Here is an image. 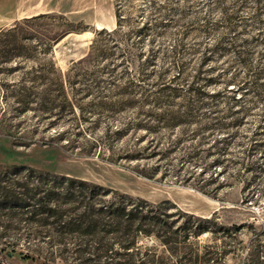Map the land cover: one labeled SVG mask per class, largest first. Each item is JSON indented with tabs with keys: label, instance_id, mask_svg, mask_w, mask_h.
I'll use <instances>...</instances> for the list:
<instances>
[{
	"label": "rangeland",
	"instance_id": "1",
	"mask_svg": "<svg viewBox=\"0 0 264 264\" xmlns=\"http://www.w3.org/2000/svg\"><path fill=\"white\" fill-rule=\"evenodd\" d=\"M241 1L0 0V187L33 203L53 199L37 191L69 179L91 182L101 186L99 201L109 197L103 195L108 189L160 207L165 220L156 228L167 233L159 237H188L174 231L198 221L189 222L180 210L210 219L209 231L196 241L200 255L211 258L208 264H264V129L258 128L264 102L223 92L233 76L264 75V2ZM117 5L127 21L110 43L115 55L74 67L91 50L96 31L117 27ZM237 8L230 22L224 10ZM39 14L62 15L76 31L50 46L47 41L45 54L44 35L63 19L23 22ZM145 24L149 29L134 33ZM72 67L87 74L71 83ZM60 77L70 99H76L71 85L82 89L77 97L85 113L79 107L76 114L39 109L59 99ZM190 85L222 93L207 98L215 106L175 117L171 113L186 109L183 96L171 94L189 95ZM88 89L93 96H86ZM149 96H160L156 105L143 102ZM102 100L109 104H97ZM164 113L186 122L163 127L158 118ZM147 119L151 132L136 127ZM216 120L225 129H215ZM253 131L258 134L251 143ZM75 206L62 208L70 216ZM30 211L0 203V264H92L103 254L102 242L84 252L76 243L87 238L62 233L56 217ZM156 237L141 236L137 244L156 255L154 264L187 263L190 246L173 242L168 248ZM113 247L110 253L122 251L118 243Z\"/></svg>",
	"mask_w": 264,
	"mask_h": 264
},
{
	"label": "trees",
	"instance_id": "2",
	"mask_svg": "<svg viewBox=\"0 0 264 264\" xmlns=\"http://www.w3.org/2000/svg\"><path fill=\"white\" fill-rule=\"evenodd\" d=\"M248 2H253L258 7L259 5H262L264 0H242L241 5L247 6ZM156 10L159 11L160 9L156 8ZM224 13L227 17V20H230L231 22V20H236V17L238 16V8L233 9L232 11H230V9H225ZM257 14L258 12H256V15ZM52 17L54 19H63V21L57 24V29L53 31L51 35H44V40L47 43H44L46 46L44 48L45 54L47 53L48 49L47 41H49L50 46L52 42L59 41L69 33L76 31V29L73 28L69 22H64V19L66 18L62 15L39 14L30 18H25L23 21L24 23H31L37 20H44ZM116 17L117 27L113 30L102 29L96 31V36L91 44V50L86 56L77 61L74 64V67L86 63L90 64L96 61L99 62L100 58H108L115 55V52L111 50L110 43L116 42L120 38L123 23L127 21L125 16L122 14V9L119 5H117L116 8ZM144 26L145 27H140V29L135 30L134 33H141L142 31L149 29L148 25L145 24ZM16 27H14V29H8L2 34V36L16 31ZM17 39V36L14 35L13 41L16 42ZM8 41L10 42V40ZM73 70L74 68L72 67L66 78L71 81V83L78 82L77 78L87 74L86 71L82 72L80 69H76L74 70L73 75L71 74ZM110 72H112V70ZM263 78L264 75H246L243 79H238L236 76H233L228 79V81H226L223 92L227 93L231 91H240L241 95L237 98L238 100L248 93L252 94L253 98L257 97L264 102ZM58 85L59 87H57L55 91L57 92L56 96L59 99L57 101L55 100L54 102L47 101V103L42 104V107L39 109L43 111L70 108L76 114V107H79L83 113H85L82 103L79 104V100L82 98L78 99L77 97L82 89L78 90L73 85H71L72 93L74 92V95H76V99L74 100L69 98L68 89L65 86L64 79L62 77L59 78ZM85 92L86 96L93 94L89 93V89ZM187 92L189 95L171 94L172 97L183 96V106L186 109L184 111L179 110L174 111L176 113H171L174 114L175 117L176 114L179 116L192 115L194 112L204 109L207 106H215V104L210 105V103L207 101V98H218L220 93H222V91H218L210 95L205 90L204 85H198L197 87L190 85L187 89ZM150 98V96L146 97L143 102L152 101L153 104L156 105V101L159 100L158 98H160V96L155 97L154 99L151 98V100ZM97 104L106 106L109 103L102 100L98 101ZM247 111L248 109H244L243 114L247 113ZM167 115V113H164L162 117L158 118V123H162L163 127H174L186 122L184 119L169 120ZM225 124L226 123L222 121L216 120L213 125H215V129L223 130L225 129ZM136 127L143 128L146 132H151L153 128L151 121H148V119L146 121L140 120L138 123H136ZM258 128L264 129V125H259ZM258 132L253 131L252 135L249 137V141H251V143L253 140L257 139L256 136ZM63 134V132H60L58 136L61 138L63 137ZM248 166V164L245 165L246 169L249 168ZM13 168L21 167L16 165ZM0 188V192L3 194L2 196H4V199L0 201L2 205L6 203H12L13 206H19L23 209L27 208V212H32L30 209L34 208V215L45 216V219L47 220L48 218L56 217V220L53 224L58 226L56 227L58 231L62 233L68 232L72 234H79L84 236V238H87L83 239L85 241L81 240L80 242L78 241L76 243L79 245V248H81L83 244L85 245V248L81 249L84 252H87L88 249L90 250L91 248H94L95 243L102 242L104 252L103 254L98 255V259H96L95 263L92 264H154L157 261L156 255L150 252V249H146L145 252H142L137 247L139 238L141 236H158L156 238L160 239V241L168 248L173 242L182 246H190L189 256H185V258H187L186 264H208V262L211 260L209 257L205 258L204 255H200V246L196 242L199 238L198 236L209 231V227L206 223L210 222V219H203L196 215H192L180 210L182 214L188 216L189 222L193 219L198 221V223L193 224L191 227L186 226V221L180 226V229L182 228V230L174 231L176 234H179V232H185V235L188 237H159L164 236V234L167 233L166 231L165 233H160L159 229L156 228L158 225H163L165 220L162 216L163 213L159 212L160 207H154L144 199H135L134 197L124 193L109 191L108 189H105V193H103V195L109 197L99 201L97 196L99 195L98 190L101 189V186L91 182L69 179L68 182H66V184L62 185L61 187L53 186L51 189H42L41 191H37V193L44 192L45 194L54 196L53 199H48L46 201L39 199L33 203H29L25 200L23 201L21 198H18L16 195V190L14 189H8L6 186H1ZM249 199V195L245 197L246 201H249ZM68 203L77 204V206H75L72 210L70 216L67 215V212L62 208L63 204ZM169 204L171 205L172 203ZM173 207L176 206L173 205ZM82 209L83 211H79ZM44 224L49 225L50 223L45 221ZM115 243H118L119 248L122 249V251H112L110 253L109 251L113 250ZM95 248L100 249L102 247ZM176 248L179 247L176 246ZM103 257H105V259H103ZM84 264H91V262L86 261Z\"/></svg>",
	"mask_w": 264,
	"mask_h": 264
}]
</instances>
